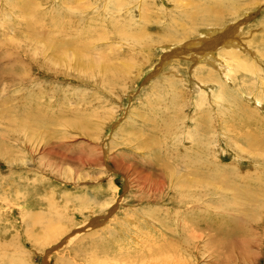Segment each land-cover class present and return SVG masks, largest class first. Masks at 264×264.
Returning a JSON list of instances; mask_svg holds the SVG:
<instances>
[{"label": "rangeland", "instance_id": "obj_1", "mask_svg": "<svg viewBox=\"0 0 264 264\" xmlns=\"http://www.w3.org/2000/svg\"><path fill=\"white\" fill-rule=\"evenodd\" d=\"M207 29L253 71L172 56ZM262 138L264 0H0V264H264Z\"/></svg>", "mask_w": 264, "mask_h": 264}, {"label": "bare ground", "instance_id": "obj_2", "mask_svg": "<svg viewBox=\"0 0 264 264\" xmlns=\"http://www.w3.org/2000/svg\"><path fill=\"white\" fill-rule=\"evenodd\" d=\"M212 2H213V0H211ZM219 1V0H218ZM230 1V0H229ZM181 2V1H180ZM9 3H10V1H9ZM13 3V2H12ZM206 3H209V2H206ZM219 3V2H218ZM229 3H231V2H229ZM215 4H217V3H215ZM205 5V4H204ZM209 5V4H208ZM221 5V4H220ZM233 5V4H232ZM12 6V5H11ZM14 6V5H13ZM223 6V5H222ZM14 8H16V7H14ZM218 8V7H217ZM228 8V7H227ZM20 9H22V7L20 8ZM18 10H19V8H18ZM210 10V9H209ZM216 11V10H215ZM227 11H229V10H227ZM210 12H211V10H210ZM44 13V12H43ZM219 13V12H218ZM230 13V12H229ZM234 13V12H233ZM231 14V13H230ZM31 15V14H30ZM27 18V17H26ZM28 19H29V17H28ZM27 20V19H26ZM67 20V19H66ZM183 20V19H182ZM6 21V20H5ZM29 21H31V20H29ZM8 22V21H7ZM185 22V21H184ZM175 23H176V21H175ZM100 24V23H99ZM189 24V23H188ZM172 25V24H171ZM177 25H178V23H177ZM177 25H175V26H177ZM191 25V24H190ZM168 26V25H167ZM182 26V24L180 25V27ZM109 27V26H108ZM183 27V26H182ZM181 27V28H182ZM240 28V27H239ZM178 29H179V27H178ZM236 29H237V27H236ZM160 30V29H159ZM158 30V31H159ZM195 30H197V29H195ZM200 30V29H199ZM165 31V30H164ZM167 31V30H166ZM165 31V32H166ZM176 31H177V29H176ZM204 31V30H203ZM216 31V29H212L211 31H209L208 32V29L207 30H205L203 33L201 32L200 34L201 35H203V37H201L198 41L196 40V41H186V42H184L183 41V43L181 44V46H178L177 48H175L173 51H172V56L173 55H177V53H179V52H187V51H189V52H194V53H197L198 54V57L197 58H195L196 59V62L199 60V59H202V60H205L206 59V63L208 64V65H210L209 67L211 68V69H208V71H206L207 73H208V75H205L204 77H210V76H212V74L215 72V71H217V72H220L224 77H226V78H228V77H230L231 76V74H234V72H236V70H239V69H243V70H246V71H249V70H252L253 71V69L255 68V66L253 65V64H251V63H248L247 62V60H245V59H243V58H241V51H240V44L241 43H239V39L237 40L236 38H234V36H232V31H227V32H225L224 34H222V35H219V36H216L215 37V35H214V37H213V33ZM95 32V31H94ZM169 32V31H168ZM189 32V31H188ZM236 32V31H235ZM237 32H238V29H237ZM162 33V32H161ZM160 33V34H161ZM184 33V32H183ZM183 33H179V34H182L183 35ZM239 33V32H238ZM237 33V34H238ZM160 34H158V36L160 35ZM165 33H163V35H164ZM236 34V35H237ZM168 35V34H167ZM181 35V36H182ZM185 35V34H184ZM183 35V36H184ZM234 35V34H233ZM235 35V36H236ZM254 35V34H253ZM174 36V35H173ZM249 37H250V35H249ZM108 38V37H107ZM199 38V37H198ZM197 38V39H198ZM208 38V39H207ZM238 38V37H237ZM132 39H133V37H132ZM192 39V38H191ZM196 39V38H195ZM243 39H245V37H243ZM250 39V38H249ZM101 40H103V39H101ZM108 40V39H107ZM97 41V40H96ZM145 41V40H144ZM143 41V42H144ZM178 41V40H177ZM206 41V42H205ZM92 42V41H91ZM127 42V41H126ZM130 42V41H129ZM141 42H142V40H141ZM163 42V41H162ZM168 42V41H167ZM181 42V41H180ZM251 42V41H250ZM249 42V43H250ZM262 42V41H261ZM135 44V43H134ZM167 44V43H166ZM177 44V43H176ZM251 44V43H250ZM249 44V45H250ZM253 44V43H252ZM261 44V43H260ZM104 45V44H103ZM242 45V44H241ZM258 45V44H257ZM91 47H92V45H90ZM101 46V45H100ZM73 47V46H72ZM263 47V46H262ZM74 48V47H73ZM136 48V47H135ZM134 48V49H135ZM257 48V47H256ZM96 49H98V48H96ZM105 49V48H104ZM103 49V50H104ZM243 50H244V52H245V50H247L246 48H242ZM249 49V48H248ZM252 49V48H251ZM259 49H261V48H259ZM169 50H171V49H169ZM250 50V49H249ZM255 50V49H254ZM93 51V50H92ZM110 52V51H109ZM215 52H217V54L215 55ZM243 52V51H242ZM248 52H250V51H248ZM260 52V51H259ZM73 53H75V52H73ZM120 53V52H119ZM164 53H166V52H164ZM164 53H163V55H164ZM188 53V52H187ZM105 54V53H104ZM149 54V53H148ZM152 54V53H151ZM181 54V53H180ZM243 54V53H242ZM245 54V53H244ZM105 55H107V54H105ZM109 55V54H108ZM114 55V54H113ZM117 55H118V53H117ZM123 55V54H122ZM191 55V54H190ZM188 56V57H191V56ZM76 56V55H75ZM126 56V55H125ZM169 56H171V53H169V54H167V55H165V57H162V58H165L164 59V61H163V63H162V65L164 64V62L166 63V61H167V59L169 58ZM180 56V55H179ZM181 56H182V54H181ZM193 56V55H192ZM66 57L67 56H63L62 57V59H63V61L64 62H66ZM82 57V56H81ZM107 57V56H106ZM105 57V58H106ZM123 57V56H122ZM127 57V56H126ZM143 57V56H142ZM145 57V56H144ZM149 57V56H148ZM183 57H184V54H183ZM186 57H187V55H186ZM196 57V56H195ZM245 57V56H244ZM260 57V56H259ZM19 58L23 61V59L24 58H22L21 56H19ZM110 58V57H109ZM121 58V57H120ZM146 58V57H145ZM179 58V57H178ZM185 58V57H184ZM193 58V57H192ZM191 58V59H192ZM258 58V57H257ZM124 59V58H123ZM187 59H189V58H187ZM262 59V58H261ZM73 60V59H72ZM104 60V59H103ZM110 60V59H109ZM161 60H163V59H161ZM171 60H173V59H171ZM255 60V59H254ZM3 62V61H2ZM97 62H99V61H97ZM103 62V61H102ZM105 62V61H104ZM107 62V61H106ZM111 62V61H110ZM116 62H117V60H116ZM154 62V61H153ZM161 62V61H160ZM171 62V61H170ZM199 62V61H198ZM201 62V61H200ZM91 63V60L88 62V66H87V69H89V64ZM101 63V62H100ZM155 63V62H154ZM158 63V62H157ZM174 63V62H173ZM3 64V63H2ZM96 64V63H95ZM94 64V65H95ZM107 64H108V62H107ZM120 64V63H119ZM159 64V63H158ZM171 64V63H170ZM99 65V64H98ZM100 65H102V68H103V66L104 65H106V63H101ZM109 65H111V64H109ZM133 65V64H132ZM149 65V64H148ZM168 65V64H167ZM176 65V64H175ZM174 65V66H175ZM194 66H195V63L193 64ZM160 66V65H159ZM199 66V65H198ZM197 66V67H198ZM202 66H206V65H202ZM96 66H94V68H95ZM124 68H125V66H123ZM163 67H166V66H163ZM184 67V66H183ZM193 67V66H192ZM196 67V66H195ZM214 69H213V68ZM162 68V67H161ZM200 68V67H199ZM208 68V67H207ZM30 69V68H29ZM96 69V68H95ZM105 69V68H104ZM133 69V68H132ZM132 69H130V70H132ZM172 69V68H171ZM204 69V68H203ZM114 70V69H113ZM155 70V69H154ZM191 70V69H190ZM201 70V69H200ZM93 71V70H92ZM104 71V70H103ZM116 71V70H115ZM121 71V70H120ZM119 71V72H120ZM126 71V70H125ZM133 71V70H132ZM189 71V70H188ZM193 71V70H192ZM194 71H197V70H194ZM199 71V70H198ZM197 71V72H198ZM257 71V70H256ZM157 72V71H156ZM190 72V71H189ZM200 72V71H199ZM195 73V72H194ZM237 73V72H236ZM252 73V72H251ZM192 74V73H191ZM112 75V74H111ZM117 75V74H116ZM193 75V74H192ZM220 75V74H219ZM242 75V74H241ZM241 75H238V76H241ZM256 75V74H255ZM107 77H108V74L106 75ZM114 76V75H113ZM197 76V75H196ZM201 76V75H200ZM221 76V75H220ZM237 76V77H238ZM251 76H253V75H251ZM110 77V76H109ZM150 77H152V76H150ZM215 77V76H214ZM234 78H235V75L233 76ZM112 78V77H111ZM154 78V77H153ZM152 78V79H153ZM217 78V77H216ZM223 78V77H222ZM231 78V77H230ZM191 79H192V76H191ZM194 79V78H193ZM192 79V80H193ZM199 79V83L201 82V80H203V77L201 76V79L200 78H198ZM220 79V78H219ZM229 79V78H228ZM197 80V79H196ZM207 80V79H206ZM210 80V78L208 79V81ZM230 80V79H229ZM178 82V81H177ZM190 82V81H189ZM197 82H198V80H197ZM212 82V81H211ZM221 82H222V80H221ZM225 82V81H224ZM243 82H244V80H243ZM163 83V82H162ZM192 83V82H191ZM223 83V82H222ZM210 84V83H209ZM242 84V83H241ZM189 86V85H188ZM218 86V85H217ZM197 87V86H196ZM204 88V87H203ZM201 92V91H200ZM253 92V91H252ZM217 93V92H216ZM190 94V93H189ZM185 95V94H184ZM219 96V95H218ZM262 96V95H261ZM263 99V98H262ZM254 100H255V98H254ZM249 101V100H248ZM247 101V102H248ZM257 101V100H256ZM202 102V101H201ZM247 104V103H246ZM197 105V104H196ZM248 105V104H247ZM246 105V106H247ZM248 107V106H247ZM259 107V106H258ZM250 108V107H249ZM256 109H257V107H255ZM253 110H255V109H253ZM258 111V110H257ZM243 112V111H242ZM254 112V111H253ZM249 113V112H248ZM240 118V117H239ZM23 120V119H22ZM30 125V124H29ZM261 128V127H260ZM259 128V129H260ZM261 130H263V129H261ZM208 132V131H207ZM256 132V131H255ZM253 133H254V131H253ZM249 134V133H248ZM263 134V133H262ZM255 135V134H254ZM247 136V135H246ZM256 136V135H255ZM250 137H251V135H250ZM257 137H258V134H257ZM257 137H256V140H257ZM259 138V137H258ZM250 139H252V138H250ZM249 139V140H250ZM254 139V138H253ZM261 140V139H260ZM262 140H264V138H262ZM252 141V140H251ZM255 141V140H254ZM262 142V141H261ZM255 143H256V141H255ZM257 144V143H256ZM262 145V144H261ZM237 146V145H236ZM235 146V147H236ZM252 148V147H251ZM254 149V148H253ZM256 149H257V147H256ZM263 149V148H262ZM255 150V149H254ZM241 151V150H240ZM243 151V150H242ZM244 152V151H243ZM259 152V151H258ZM238 154V153H237ZM235 155V154H234ZM262 156V155H261ZM254 157H256V156H254ZM257 157H258V155H257ZM260 160V159H259ZM238 161V160H237ZM213 163V162H212ZM255 164V163H254ZM261 164V163H260ZM262 164L264 165V161L262 162ZM214 166V165H213ZM233 168V167H232ZM252 168V167H251ZM256 168V167H255ZM255 168H253V171H254V169ZM263 169V168H262ZM218 170V169H217ZM214 171H216L215 169H214ZM256 171V170H255ZM254 171V172H255ZM11 172V171H10ZM253 172V173H254ZM261 172V171H260ZM262 172H263V170H262ZM218 174V173H217ZM261 174V173H260ZM195 175H197V174H195ZM200 175V174H199ZM204 175V174H203ZM257 175H259V174H257ZM263 175V177H264V174H262ZM215 176V175H214ZM247 176H250V175H247ZM247 176H242V177H240V178H246ZM253 176V175H252ZM205 177V176H204ZM218 177H222L220 174H218ZM229 177V176H228ZM257 178H258V176H257ZM261 178V181L263 182V178L262 177H260ZM178 179V178H177ZM209 179V178H208ZM220 179V178H219ZM256 179V178H255ZM254 179V180H255ZM190 180V179H189ZM197 181V180H196ZM202 181V180H201ZM239 181V180H238ZM243 181V180H242ZM240 182L241 183V186H248L249 188H250V183L249 182H247V181H244V183L243 182ZM259 181V180H258ZM257 181V182H258ZM187 182H189L188 180H187ZM191 182H195V181H191ZM14 183V182H13ZM178 183H179V181H178ZM254 183V182H253ZM180 184V183H179ZM186 184V183H185ZM259 183H257V185H258ZM261 184V183H260ZM188 185V184H187ZM190 185V184H189ZM205 185V184H204ZM231 185H233V184H230V186ZM195 186H196V184H195ZM194 186V187H195ZM228 186H229V184H228ZM239 186V185H238ZM261 187H264V185L263 184H261L260 185ZM187 187V186H186ZM202 187H204V186H202ZM155 188V187H154ZM227 188V187H226ZM231 188L234 190V191H237V192H240V191H244V195L245 196H248V199L252 202V199L250 198V197H253V195H254V193H251L250 192V189H246V190H244L243 188H241L242 190H239V188H236V187H234V186H231ZM251 188H253V187H251ZM256 188V187H255ZM156 189V188H155ZM180 189V188H179ZM260 189V188H259ZM263 189V188H262ZM182 190H183V188H182ZM185 190V189H184ZM186 190H187V188H186ZM222 190V189H221ZM231 190V189H230ZM181 191V190H180ZM179 191V192H180ZM253 191V190H252ZM21 192V191H20ZM220 192V191H219ZM157 193V192H156ZM183 193V192H182ZM234 193V192H233ZM241 193V192H240ZM178 194H181V193H178ZM231 194V196H233L232 195V193H229V195ZM238 194V193H237ZM263 194V193H262ZM241 195V194H240ZM177 196V195H176ZM179 196V195H178ZM237 196V195H236ZM234 197V196H233ZM240 197V196H239ZM95 198V197H94ZM244 198V197H243ZM233 199V198H232ZM236 199V198H235ZM238 199V198H237ZM85 200V199H84ZM226 200V199H225ZM234 200V199H233ZM195 201V200H194ZM221 201H222V199H221ZM232 201V200H231ZM230 201V202H231ZM235 201V200H234ZM250 202V203H251ZM254 202V201H253ZM12 204V203H11ZM230 204V203H229ZM89 205H91V204H89ZM227 205H228V203H227ZM244 205V204H243ZM186 206V208H187V205H185ZM213 207H214V205H212ZM235 206V205H234ZM14 207V206H13ZM197 207V206H196ZM229 207H233L232 205L231 206H229ZM238 207H240V205L238 206ZM253 207V206H252ZM212 208V207H211ZM226 208V207H225ZM236 208V207H235ZM86 209H87V207H86ZM182 209V208H181ZM191 209V208H190ZM199 209V208H198ZM188 210V209H187ZM233 210V209H232ZM213 211V210H212ZM223 211V210H222ZM225 211V210H224ZM234 211V210H233ZM237 211V210H236ZM238 211H239V209H238ZM261 211V210H260ZM231 212V211H230ZM242 212V211H241ZM228 213V212H227ZM226 215V214H225ZM228 215V214H227ZM244 215V214H243ZM252 215V214H251ZM256 215V214H255ZM26 217V216H25ZM220 217V216H219ZM252 217H254V216H252ZM185 218V217H184ZM183 218V219H184ZM221 218V217H220ZM219 218V219H220ZM94 219V218H93ZM255 219V218H254ZM257 219V218H256ZM259 220V219H258ZM257 220V221H258ZM188 221V220H187ZM93 222V221H92ZM186 222V221H185ZM184 222V223H185ZM256 222V221H255ZM259 222V221H258ZM190 223V222H189ZM250 224V223H249ZM257 225H255L254 226V229L256 230V232H259V233H264V221H262V222H259V223H256ZM95 225V224H94ZM245 225V224H244ZM248 225V224H247ZM246 226V225H245ZM250 226V225H249ZM194 227V226H193ZM2 228V227H1ZM44 229H45V231L46 232H48V234L50 233L49 231L51 230H48V227H46V226H44L43 227ZM92 228V227H91ZM94 228V227H93ZM96 228V227H95ZM100 228V227H99ZM195 228V227H194ZM193 228V229H194ZM246 228H248V227H246ZM62 229H64L65 230V228H62ZM61 229V230H62ZM85 229H86V227H85ZM97 229V228H96ZM5 230V229H4ZM78 230V229H77ZM81 230H83V229H80V231ZM102 230V229H101ZM248 230V229H247ZM70 231V230H69ZM96 231V230H95ZM107 231V230H106ZM188 231V230H187ZM249 231V230H248ZM248 231H246V232H248ZM88 232H90L89 230H88ZM99 232V231H98ZM109 232V231H108ZM112 232V231H111ZM192 232V231H191ZM58 233V232H57ZM194 233V232H193ZM1 234V233H0ZM65 234V233H64ZM92 234V233H91ZM90 234V235H91ZM105 234H106V232H105ZM188 234H191V233H188ZM195 234V233H194ZM52 235H54V236H56L57 237V234H56V232L55 231H52L51 233H50V235H49V237H51ZM84 236H87V235H85V234H83ZM82 235V236H83ZM90 235H88L87 237H89ZM264 235V234H263ZM262 235V236H263ZM81 236V237H82ZM93 236V235H92ZM95 236V235H94ZM97 236V235H96ZM96 236H95V238H96ZM101 236H102V233H101ZM162 236V235H161ZM190 236V235H189ZM43 237H45V236H43ZM49 237L47 238V240L45 241L46 242V244H48V243H51V241L49 240ZM104 237V236H103ZM103 237H99V238H103ZM107 237V236H106ZM108 237H109V235H108ZM156 237V236H155ZM2 238H4V235H3V233H2V236H0V239H2ZM90 238H92V237H90ZM162 238V237H161ZM255 238V237H254ZM258 238V237H257ZM70 239V238H69ZM72 239V238H71ZM76 239V238H75ZM105 239V238H104ZM94 240V242L96 241L95 239H93ZM145 239L143 238V241H144ZM148 240V239H147ZM153 240V239H152ZM155 240V239H154ZM162 240V239H161ZM259 240V239H258ZM74 241V240H73ZM76 241V240H75ZM146 241V240H145ZM167 241V240H166ZM40 242V241H39ZM56 242V241H55ZM98 242V241H97ZM101 242V241H100ZM102 242L104 243V240L102 239ZM101 242V243H102ZM127 242V241H126ZM142 241H140V244H142L143 245V243H141ZM254 242H255V240H254ZM258 242V241H257ZM256 242V243H257ZM260 242V241H259ZM92 243V242H91ZM96 243V242H95ZM123 243V242H122ZM156 243V242H155ZM71 244V243H70ZM124 244V243H123ZM131 244V243H130ZM136 245H138L137 243H135ZM147 244V243H146ZM145 244V245H146ZM157 244V243H156ZM168 244V243H167ZM264 244V243H263ZM39 245V244H38ZM92 245V244H91ZM100 245V244H99ZM102 245V244H101ZM129 245V244H128ZM127 245V246H128ZM159 245V244H158ZM158 245H156L158 248H159V246ZM90 246V245H89ZM94 246V245H93ZM98 246V245H97ZM105 246V245H104ZM122 246V245H121ZM124 246V245H123ZM126 246V247H127ZM132 246H133V244H132ZM138 246H140V245H138ZM170 246V245H169ZM169 246H167V247H169ZM259 246H261L260 244H259ZM0 247L2 248V247H4V245H1L0 244ZM95 247V246H94ZM129 247H131V246H129ZM135 247V246H134ZM134 247H132V248H134ZM147 247V246H146ZM145 246H144V248H146ZM149 247H151V245L149 246ZM165 247V246H164ZM100 247H98V249H99ZM123 248H125V247H120L118 244H111V243H108V245L106 244V247L105 248H103V249H101V251L102 252H104V253H109V252H113V251H116V253H118L117 251L118 250H120L121 252L124 250ZM128 248V247H127ZM126 248V249H127ZM132 248H130V250L132 249ZM135 248H137V247H135ZM140 248H142V246L140 247ZM158 248H156V249H158ZM166 248V247H165ZM164 248V249H165ZM92 249V248H91ZM96 249H97V247H96ZM154 249V248H153ZM152 249V250H153ZM84 250H86V249H84ZM100 250V249H99ZM137 250H139V249H137ZM142 250V249H141ZM145 250V249H144ZM51 250H49V251H47L46 253V255L44 256L45 258L48 256V254L49 253H51L50 252ZM94 251V250H93ZM98 251V250H97ZM100 251V252H101ZM126 251H128V250H126ZM126 251L125 252H122V254L124 255V257H126V255L128 254V253H126ZM155 251V250H154ZM131 252V251H130ZM140 252V251H139ZM141 252H143V251H141ZM146 252V251H145ZM151 252V251H150ZM87 253V252H86ZM86 253H84V257H85V255H86ZM89 253V252H88ZM115 253V252H114ZM134 253V252H133ZM144 253V252H143ZM146 253H148V252H146ZM153 253V252H152ZM156 253H158V252H156ZM2 254V253H1ZM95 254V253H94ZM101 254H103V253H101ZM112 254V253H111ZM121 254V255H122ZM140 254V253H139ZM138 254V255H139ZM163 254V253H162ZM76 255H77V253H76ZM97 255H99V254H97ZM105 254H103V256H104ZM107 255V254H106ZM116 254H114V256H115ZM142 255H144V254H142ZM152 255V254H151ZM153 255L156 257V254L155 253H153ZM90 256V255H89ZM89 256L87 257V258H89ZM93 256V255H92ZM91 256V257H92ZM100 256V255H99ZM113 256V257H114ZM119 256V255H118ZM117 256V257H118ZM130 256V255H129ZM159 256H161L160 254H159ZM9 257V256H8ZM98 257V256H97ZM105 258H106V256H104ZM133 257H136V255L134 256L133 255ZM132 257V258H133ZM141 257V256H140ZM139 257V258H140ZM150 257V256H149ZM154 257V258H155ZM164 257V256H163ZM100 258H103V257H101L100 256ZM108 259H109V255H108V257H107ZM120 258H121V256H120ZM145 258H147V256L145 257ZM90 259V258H89ZM88 259V260H89ZM117 259V258H116ZM123 259V258H122ZM136 259V258H135ZM156 259V258H155ZM160 259V258H159ZM92 261H93V259H91ZM90 260V261H91ZM95 260H96V258H95ZM105 260V259H104ZM104 260H101V261H104ZM3 261V260H2ZM87 261V260H86ZM107 261V260H106ZM114 261V260H113ZM123 262H125V260H122ZM127 261H128V259H127ZM126 261V262H127ZM152 261V260H151ZM160 261V260H159ZM161 261H162V259H161ZM164 261V260H163ZM89 262V261H88ZM109 262V261H108ZM108 262H105V263H107V264H109ZM125 262V263H126ZM45 263H47V260H46V262ZM67 263V262H66ZM69 263V262H68ZM92 263V262H91ZM114 263H116V262H114ZM155 263H157V262H155ZM162 263V262H161ZM164 263V262H163ZM100 264V263H99Z\"/></svg>", "mask_w": 264, "mask_h": 264}]
</instances>
